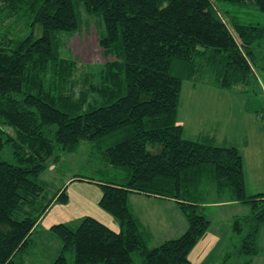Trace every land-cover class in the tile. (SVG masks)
<instances>
[{"label": "trees", "instance_id": "obj_1", "mask_svg": "<svg viewBox=\"0 0 264 264\" xmlns=\"http://www.w3.org/2000/svg\"><path fill=\"white\" fill-rule=\"evenodd\" d=\"M78 1L87 14L101 16L99 45L113 58L90 104L87 95H74L73 62L58 52L57 34L79 28L76 0H0V264H23L46 209L67 202L66 189H59L44 203L38 177L56 151L75 152L81 142L125 172L123 183L77 176L99 183L98 206L119 230L90 216L76 226L53 225L61 247L51 264H135V257L140 264H191L188 256L210 225L202 205L222 195L249 212L231 220L230 247L218 264H252L261 252L264 194H246L235 147L184 139L176 112L185 80L229 90L255 78L264 0ZM10 19L31 31L9 39ZM247 106L264 119L263 101L257 109ZM6 146L15 164L4 159ZM130 193L175 201L184 233L149 248L150 236L130 210Z\"/></svg>", "mask_w": 264, "mask_h": 264}, {"label": "rangeland", "instance_id": "obj_2", "mask_svg": "<svg viewBox=\"0 0 264 264\" xmlns=\"http://www.w3.org/2000/svg\"><path fill=\"white\" fill-rule=\"evenodd\" d=\"M75 10L79 28L72 33L59 32L57 34L58 52L62 58L73 62L74 71L70 87L74 95L77 98L87 95L86 101L90 104L99 98V95L93 92V88H99V75L104 73V64L113 58L105 54L99 45L100 37L105 35L101 16L87 14L81 1L78 0L75 2ZM222 18L228 24L226 18L224 16ZM258 20L263 24L264 15H259ZM5 23H10L12 26V29L6 26L9 39L24 37L31 31L30 27H24L23 24L15 26L16 22L13 19ZM4 31L0 30V34ZM34 35H40L38 28L34 30ZM258 50L260 65L256 68L255 78L249 85H238L224 90L205 84H193L185 80L182 82L176 112V121L183 124L185 134L195 131L197 122L202 118L206 130H210V126L219 128L220 122L228 126L229 129L222 127L223 134L226 140L231 142L229 145H234L242 157L245 191L248 195L259 190L264 191V119L258 118L253 111L247 110L248 103L253 104L254 109H257L262 101L264 105V41ZM67 90L70 92L69 88ZM6 131L12 134L9 129ZM214 133L216 143H220L218 129ZM101 148L103 149V145ZM9 150L8 146L3 149L4 159L10 164H15L11 150ZM100 151L98 147L88 142H81L77 150L72 153L56 151L55 162H48L46 169L39 175L38 180L45 185L44 203L48 202L60 187H66V192L70 197L66 203L55 202L50 208L48 207L49 209H46L35 229L32 230L30 245L21 257L23 264H51L61 247L60 241L50 231L51 226L57 224L76 226L85 215L93 213L94 209L90 204L93 202L94 193L84 189L85 187H77L79 183L75 182L67 187V181L71 177L83 176L116 183L125 181V172L106 163ZM237 206L211 207L203 212L210 221L209 229L205 233L208 252L197 261L192 260L193 264L200 262L218 264L221 261L223 252L225 253L230 247L229 219L234 214L245 215L249 212L248 207L239 204ZM139 210L149 224L150 231L154 233L148 247H156L162 243L163 239L158 233L159 229L155 221L174 219L171 209L168 208V203L156 201L155 205H151L150 202L144 206L139 204ZM153 212L158 213L156 218L151 215ZM145 213L149 216L147 217ZM174 231L170 232L174 233ZM215 238L219 241L218 244H214ZM258 245L261 252L253 258L252 264H264V227L260 230ZM134 261L135 264H140L138 257H135Z\"/></svg>", "mask_w": 264, "mask_h": 264}, {"label": "crops", "instance_id": "obj_3", "mask_svg": "<svg viewBox=\"0 0 264 264\" xmlns=\"http://www.w3.org/2000/svg\"><path fill=\"white\" fill-rule=\"evenodd\" d=\"M221 96H224V95H221ZM202 121H203V118L201 121L199 120L197 122L196 130L193 132H189V134H185V129H184L183 124L181 122L180 123L177 122L182 127V137L186 140L210 143V144H213V145L218 146V147H234V145H229L231 142L227 141L226 136L223 134L224 130H222V127L225 126L226 129H229L228 126H226L224 123L220 122L218 124L219 128H217V126H210V130H206L205 129L206 127L204 126ZM217 129H218V132L220 134L219 137L221 138L220 143H216V141H215L216 135L214 132ZM225 131H227V130H225ZM67 182H68L67 187L69 185H71L73 182H75V183H79L78 184L79 186H77V187H80V188L85 187L84 189H87L88 191H92L94 193L93 202H92V204H90V206H92V208L94 209L93 213L87 214L84 217H86V216L93 217V218L97 219L98 221H100L101 223H103L104 225H106L111 230L118 232V230H119L118 222H116L114 220V218H111V216L109 214H107L106 212L101 210L98 206V201H99L101 194H102L100 186L98 185L99 184L98 182L92 181V180H89L86 178H80V177H74V178L71 177ZM60 189H66V187H64V188L60 187ZM255 194H264V191L259 190V191H256V193L249 194V195H255ZM67 196H68V200H69L70 195L67 194ZM156 201H163L165 203H168V208L171 209L170 211L174 217V219L168 218V219H161L158 222L155 221V225L159 229L158 233H160V235L162 236V239H163L162 242H164L166 240L178 238L186 230L187 224H186L185 217L179 208V205L175 201L167 200V199H161V198H157L155 196H148V195H145L142 193H130L129 199H128L130 210L132 211V213L134 214V216L136 217V219L140 223L141 228L149 234L150 240L153 238L154 233L152 234V232L150 231L149 224L146 222L144 215H142V213L140 212L139 204L144 206L146 204L148 205V202H150L151 205H155ZM54 203L55 202H53L52 204H54ZM238 204L242 205L240 203L231 201L227 195H222L219 198H215V197L212 198L211 197L208 201L203 203L202 213L207 208L222 207V206L235 207ZM145 214H147L146 215L147 217L149 216L148 213H145ZM151 215L156 218L158 216V213L153 212V213H151ZM235 216H238V214L232 215L231 218L229 219L228 223H231V220ZM34 229H35V227H34ZM171 230H175L174 233H171L170 232ZM203 237H202V239H200L198 241V243L195 245V247L192 249V251L190 252V254L188 256L191 264H193L192 260L197 261L198 258H200L202 255H206L208 252L207 251L208 244H206V242H205L206 241L205 235ZM229 239H230V236H229ZM149 242H148V244H149ZM218 243H219V241L217 240V238H215L214 244H218ZM198 264H202V262H200Z\"/></svg>", "mask_w": 264, "mask_h": 264}]
</instances>
